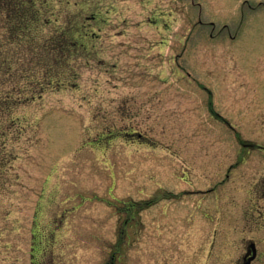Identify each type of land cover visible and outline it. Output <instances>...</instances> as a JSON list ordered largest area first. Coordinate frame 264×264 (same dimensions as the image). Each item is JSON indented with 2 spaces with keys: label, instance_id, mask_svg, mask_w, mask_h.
Masks as SVG:
<instances>
[{
  "label": "rangeland",
  "instance_id": "obj_1",
  "mask_svg": "<svg viewBox=\"0 0 264 264\" xmlns=\"http://www.w3.org/2000/svg\"><path fill=\"white\" fill-rule=\"evenodd\" d=\"M69 1L83 49L51 52L43 93L48 57L0 43L24 57L0 71V264H238L264 245L242 216L264 192V0Z\"/></svg>",
  "mask_w": 264,
  "mask_h": 264
},
{
  "label": "trees",
  "instance_id": "obj_2",
  "mask_svg": "<svg viewBox=\"0 0 264 264\" xmlns=\"http://www.w3.org/2000/svg\"><path fill=\"white\" fill-rule=\"evenodd\" d=\"M51 1L53 2V0ZM58 2L65 6V10L60 11L56 17L49 10L50 0H0V24L2 18L3 26L1 25V27L5 34V37H2V30H0V43L5 44L8 48L18 46V49H23L25 54L30 53L35 57H48L35 58L34 65L36 64L40 80L34 81L33 87L35 86L34 88H37L40 94L43 93L44 85L52 84V75L56 74L54 68L56 69L61 64L60 57L66 58L68 62L71 57L77 56V53L83 49V44L79 40L82 39L83 34V22H80L81 15L67 12L71 5L69 0H58ZM74 5L77 6L78 3H74ZM61 16L62 22H60ZM47 25L54 27L55 34L47 38L38 36ZM51 41L53 42L50 44ZM51 52L59 54L60 57L53 55ZM50 53L54 59V65L51 66L50 71H47L45 63L48 61ZM22 58L24 57L15 56V60L20 62L21 65L23 64ZM15 60L9 52L7 57H1L0 71L4 70V72L10 73L16 63ZM27 71L29 72L31 69H27L23 73ZM59 78L60 76H58ZM58 83L57 85H61L59 81ZM33 99L32 96L31 100ZM12 105L16 106V103L12 101L10 94L0 92V112L4 113Z\"/></svg>",
  "mask_w": 264,
  "mask_h": 264
},
{
  "label": "flooded vegetation",
  "instance_id": "obj_3",
  "mask_svg": "<svg viewBox=\"0 0 264 264\" xmlns=\"http://www.w3.org/2000/svg\"><path fill=\"white\" fill-rule=\"evenodd\" d=\"M253 201L250 203L254 208H246L243 220L244 227L253 228L258 231H264V192H254ZM242 221L241 217L238 218ZM242 252L238 264H264V245L261 240H242Z\"/></svg>",
  "mask_w": 264,
  "mask_h": 264
}]
</instances>
